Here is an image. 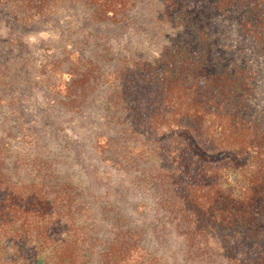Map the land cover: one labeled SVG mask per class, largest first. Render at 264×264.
I'll return each mask as SVG.
<instances>
[{
	"label": "trees",
	"instance_id": "16d2710c",
	"mask_svg": "<svg viewBox=\"0 0 264 264\" xmlns=\"http://www.w3.org/2000/svg\"><path fill=\"white\" fill-rule=\"evenodd\" d=\"M144 2L0 0V7L24 24L73 5L87 8L92 21L122 24ZM215 2L244 9L243 28L264 46V0ZM61 59L52 67L69 80L50 87L62 107L79 110L96 88L107 92L95 137L102 160L147 182L191 263L264 264V121L245 114L251 71L209 72L200 45L170 47L155 65L124 57L108 72L75 53ZM11 153L1 132L0 264H161L136 230L116 231L102 243L97 223L85 219L79 185L40 156L26 159L24 176L14 175Z\"/></svg>",
	"mask_w": 264,
	"mask_h": 264
},
{
	"label": "rangeland",
	"instance_id": "374dc122",
	"mask_svg": "<svg viewBox=\"0 0 264 264\" xmlns=\"http://www.w3.org/2000/svg\"><path fill=\"white\" fill-rule=\"evenodd\" d=\"M131 16L128 23L95 22L87 8L73 5L48 20L24 24L8 6L0 7V133L12 143L7 166L24 176L27 158L49 159L58 175L84 191L85 219L97 223L102 243L116 231L136 230L161 264H192L184 238L168 222L147 182L138 172L102 160L95 137L103 129L107 92L96 88L79 110L64 109L50 84L69 79L52 64L75 53L108 72L124 57L155 65L170 47L200 45L209 72L251 71L245 114L256 113L264 121V46L243 28L244 9L223 10L215 0H145Z\"/></svg>",
	"mask_w": 264,
	"mask_h": 264
}]
</instances>
